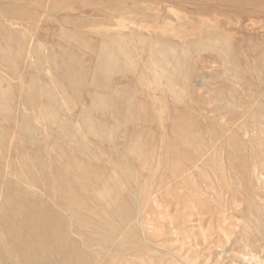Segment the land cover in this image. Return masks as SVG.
<instances>
[{"label":"rangeland","instance_id":"obj_1","mask_svg":"<svg viewBox=\"0 0 264 264\" xmlns=\"http://www.w3.org/2000/svg\"><path fill=\"white\" fill-rule=\"evenodd\" d=\"M44 261L264 264V0H0V264Z\"/></svg>","mask_w":264,"mask_h":264},{"label":"bare ground","instance_id":"obj_2","mask_svg":"<svg viewBox=\"0 0 264 264\" xmlns=\"http://www.w3.org/2000/svg\"><path fill=\"white\" fill-rule=\"evenodd\" d=\"M20 19H21V18H20ZM21 20H22V19H21ZM172 34H173V33H172ZM156 37H157V36H156ZM119 53H120V52H119ZM116 55H117V54H116ZM97 61H98V60H97ZM118 61L120 62L121 60L119 59ZM122 62H123V61H122ZM122 62H120V63H122ZM123 64H124V63H123ZM154 64H155V63H154ZM119 65H120V64H119ZM121 65H122V64H121ZM40 87H42V85H41ZM38 91H39V90H38ZM38 91H37V92H38ZM11 185H12V184H11ZM37 228H38V227H37ZM37 228H36V229H37ZM39 228L41 229L42 227H39ZM37 230H38V229H37ZM62 230H63V228H62ZM50 231H51V230H50ZM39 232H42V231H39ZM39 232H38V234H39ZM57 232H58V231H57ZM42 233H43V232H42ZM48 233H49V230H48ZM63 233H64V232H63ZM38 234H37V235H38ZM61 234H62V233H61ZM68 234H69V233H68ZM59 235H60V234H59ZM70 235H71V234H70ZM41 236H44V235H41ZM41 236H39V237L36 238V239L38 240ZM47 236H48V235H47ZM68 236H69V235H68ZM51 237H52V236H51ZM54 237H55V236H54ZM54 237H53V238H54ZM32 238H33V237H31V239H32ZM46 238H47V237H45V239H46ZM67 238H68V237H67ZM32 240H33V239H32ZM37 240H36V242H37ZM40 240H41V239H40ZM40 240H39V241H40ZM51 240H52V239H51ZM112 240H113V239H112ZM73 241H74V240H73ZM36 242H35V244H36ZM52 242H53V241H52ZM57 242H58V241H57ZM57 242H56V243H57ZM101 242H102V241H101ZM60 243H61V242H60ZM98 243H99V242H98ZM111 243H112V242H111ZM113 243H114V242H113ZM35 244H33V245L36 246ZM38 244H43V245H44L45 243H42V240H41V242H38ZM54 244H55V243H54ZM96 244H97V243H96ZM99 244H102V243H99ZM103 244H104V243H103ZM43 245H42V247H43ZM49 245H50V243H49ZM56 245H58V243H57ZM59 245H60V244H59ZM108 245H109V243H108ZM113 245H115V244H112V246H113ZM40 246H41V245H40ZM50 246H51V245H50ZM109 246H110V245H109ZM32 247H33V246H32ZM38 247H39V246H38ZM38 247H37V248H38ZM44 247H45V246H44ZM71 247H72V246H71ZM99 247H100V246H99ZM37 248H35L34 251H33V249L31 250V251H32V252H31L32 255H33L34 252H35V255L37 254V252H36V249H37ZM47 248H48V247H47ZM101 248L104 249L105 247L101 246ZM112 248H113V247H112ZM43 249H45V248H43ZM98 249H99V248H98ZM106 249H107V246H106ZM108 249H109V247H108ZM39 250H40V249H38V251H39ZM41 250H42V249H41ZM59 250H60V249H59ZM109 250H110V249H109ZM111 250H112V249H111ZM114 250H115V249H114ZM114 250H113V251H114ZM42 251H43V250H42ZM49 251H50V250H49ZM66 251H67V250H66ZM95 251H96V250H95ZM39 252H40V251H39ZM43 252H44V251H43ZM43 252H41V253L43 254ZM60 252H61V251H60ZM67 252H68V251H67ZM108 252H109V251H108ZM71 253H72V252H71ZM58 254H59V253H58ZM58 254H57V255H58ZM107 254H108V253H107ZM107 254H106V255H107ZM110 254H111V253H110ZM32 255H31V256H32ZM35 255H34V256H35ZM48 255H49V254H48ZM48 255H47V256H48ZM50 255H51V254H50ZM50 255H49V256H50ZM61 255H62V254H61ZM106 255H105V257H106ZM31 256H30V257H31ZM37 256H38V255H37ZM96 256H97V255H96ZM38 257H39V256H38ZM42 257H43V256H42ZM97 257H98V256H97ZM35 258H36V257H35ZM43 258H44V257H43ZM47 258H48V257H47ZM98 258H100V257H98ZM101 258H102V257H101ZM37 259H38V258H37ZM44 259H45V258H44ZM65 261H66V260H65ZM99 261H100V260H99ZM28 262H29V261H28ZM44 262H45V261H44ZM58 262H59V261H58ZM58 262H57V263H58ZM63 262H64V261H63ZM21 263H22V261H21ZM24 263H26V262L24 261ZM24 263H23V264H24ZM30 263H31V262H30ZM37 263H38V262H37ZM64 263H65V262H64ZM98 263H99V262H98ZM98 263H97V264H98ZM45 264H48V263L45 262ZM49 264H50V263H49ZM100 264H101V263H100Z\"/></svg>","mask_w":264,"mask_h":264}]
</instances>
